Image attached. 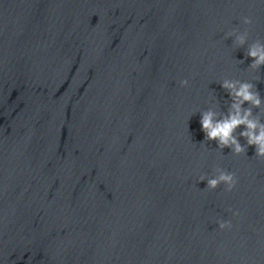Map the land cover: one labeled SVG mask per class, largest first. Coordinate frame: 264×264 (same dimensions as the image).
Segmentation results:
<instances>
[{"label": "water", "instance_id": "obj_1", "mask_svg": "<svg viewBox=\"0 0 264 264\" xmlns=\"http://www.w3.org/2000/svg\"><path fill=\"white\" fill-rule=\"evenodd\" d=\"M234 29L264 0H0V264H264V159L200 125L264 98Z\"/></svg>", "mask_w": 264, "mask_h": 264}, {"label": "clouds", "instance_id": "obj_2", "mask_svg": "<svg viewBox=\"0 0 264 264\" xmlns=\"http://www.w3.org/2000/svg\"><path fill=\"white\" fill-rule=\"evenodd\" d=\"M242 23L251 25V17H243ZM227 37H234V43L238 47L247 44L246 56L250 57L252 62L249 67L253 70H259L264 66V42L257 39L248 43L249 32L247 30L240 32L232 30L227 33ZM189 81L184 79L180 81L181 86H188ZM221 87L228 93L230 103L227 111H217L215 106L210 107L200 113L201 130L204 133V140L216 142L218 148H228L233 155L246 154V147L254 146L255 156L264 159V98L256 86L249 81L239 79L225 78L221 82ZM247 105V107H245ZM254 109L261 110L254 113ZM243 127L242 131L238 129ZM240 137H243L246 144L240 143ZM215 175L210 178L201 176L200 180L207 182L206 188L215 190L221 184L225 185L226 191H232L237 184L236 174L217 167ZM233 215H239L234 212ZM218 227L221 230L230 229L231 221L219 220Z\"/></svg>", "mask_w": 264, "mask_h": 264}]
</instances>
